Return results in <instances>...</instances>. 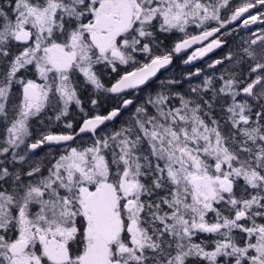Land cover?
Returning a JSON list of instances; mask_svg holds the SVG:
<instances>
[{"label": "snow or ice", "instance_id": "1", "mask_svg": "<svg viewBox=\"0 0 264 264\" xmlns=\"http://www.w3.org/2000/svg\"><path fill=\"white\" fill-rule=\"evenodd\" d=\"M229 7L0 0V264H264V30L209 65L227 61L218 77L187 93L161 81L119 128L102 130L174 54L233 21L264 23V0L222 19ZM175 32L184 38L169 49L161 37ZM224 43L212 39L184 63ZM121 65L130 70L106 87L100 67ZM89 86L117 103L105 114L89 98L90 115ZM73 104L76 126L66 120ZM34 120L44 131L33 140ZM61 121L65 132L49 130ZM82 135L88 143H69ZM42 146L63 150L45 164L33 159Z\"/></svg>", "mask_w": 264, "mask_h": 264}, {"label": "trees", "instance_id": "2", "mask_svg": "<svg viewBox=\"0 0 264 264\" xmlns=\"http://www.w3.org/2000/svg\"><path fill=\"white\" fill-rule=\"evenodd\" d=\"M242 3V0H239L238 2L230 3V7L226 9L221 10V18L227 20L229 14L232 10L238 5ZM217 26L215 22H210L209 27H215ZM257 33H259L261 30H264V23H261L258 28ZM201 31V29H198L194 26L189 27L188 32L189 34H197ZM250 32L248 30H243L240 25L237 24V21H233L229 24H227L223 29H221L220 33L215 34L212 38L215 39L219 37L223 41H225L224 44L221 45L220 48H216L210 53H207L205 56H203L200 60H198L196 63L192 65H184L182 64L185 57L178 56L176 54L173 55L172 63L168 68L165 70L160 71L157 76L148 83L147 87H143L142 90H133L129 93H127V97L129 99L134 100V104L128 106L126 110L123 111L122 115L117 118L113 122H109V125L106 127L102 126L103 131H110L112 129H117L121 126V124L127 120L132 113L135 111V107L143 103L147 97L151 94L154 95L157 91L161 90V81H167V80H178L180 83L171 85V90L181 92V93H187L190 87H194L197 85H201L205 77H218L221 72L224 70L225 66H229L227 64V61L225 62L224 66L217 65L215 68L209 67L210 64H213V62L217 59H223L225 58L229 52H235L245 41L250 40L253 38V35L249 34ZM183 34L175 32L172 34H168L166 37H161V39L164 40V44L167 48L171 49L174 47L175 42H178L179 40L183 39ZM194 47L189 48L187 51H190ZM99 67V66H98ZM196 69H201V72L199 75H191L189 77V73H195ZM125 70H130L127 68V66L121 65L116 73L111 72L110 69H103L100 67L101 71V79H104L105 81H102L106 87H109L115 80L118 78L120 74H122ZM218 83V81H217ZM82 100L84 101V108L86 112H89L91 115L92 112V105L90 104L89 98H96L100 101V108L99 111L102 113H105L107 111H110L111 108L117 103L116 100L111 98V94H105V93H96L89 87L82 90ZM104 99L107 103V108H103ZM72 109V108H70ZM105 110V111H103ZM51 115V113H49ZM83 114L79 112V109L77 108V111H69V115L66 118L69 121H71L73 124H76L77 122L81 121V116ZM47 123V121H45ZM64 121L59 122L58 124H55L50 131L54 133H62L65 132L66 129L63 126ZM44 131V126L39 121H33L32 123V132H33V140L35 138H38L40 133ZM79 144H86L89 142V139L87 136H81L76 139V141ZM57 149L52 146L49 148V146H42L38 150H36L35 156L33 157L34 160H40L43 163L47 164L48 161L53 157L57 156L60 152H56Z\"/></svg>", "mask_w": 264, "mask_h": 264}, {"label": "flooded vegetation", "instance_id": "3", "mask_svg": "<svg viewBox=\"0 0 264 264\" xmlns=\"http://www.w3.org/2000/svg\"><path fill=\"white\" fill-rule=\"evenodd\" d=\"M239 0H230V3H233V2H238ZM242 2H243V0H242ZM253 11V13H255V10H252ZM231 14V13H230ZM230 14H229V16H230ZM245 15H247V14H245ZM228 16V17H229ZM262 22H258V23H256V24H251L249 27H247V28H245V27H243L242 26V24H241V21H237V24L238 25H240L241 27H242V29L243 30H248L250 33V35H253V33H257L258 32V30L256 29V28H258V26H260V24H261ZM216 27V26H215ZM198 34V33H197ZM194 35H196V34H194ZM213 38L212 37H209L208 38V40H206V41H203L201 44H199V45H197V46H193L194 48L193 49H191L190 51H185L184 53H182V54H180V55H178V56H181V57H185V59L188 57V56H191L198 48H200V47H203V46H206L209 42H211V40H212ZM215 50V49H214ZM185 59L183 60V62H182V64L184 63V61H185ZM102 81H105L104 79H101ZM110 87V86H109ZM89 88L90 89H92L91 88V86H89ZM93 91H95L94 89H92ZM70 108H72V109H70V110H72V111H77V106H75L74 104L73 105H71L70 106ZM103 108L104 109H106L107 108V103H106V101H105V99H104V104H103ZM103 111H105V110H103ZM107 112H105V114H106ZM67 121H69L68 119H67ZM81 122V121H80ZM80 122H77L76 124H74V126H76V125H78ZM107 125H109V123H107ZM69 143H71L72 144V146H76L77 144H79V143H77V142H69ZM54 148H56L57 149V151L58 152H60V151H62L63 149L61 148V147H59V146H54ZM38 150V149H37ZM56 151V152H57Z\"/></svg>", "mask_w": 264, "mask_h": 264}, {"label": "water", "instance_id": "4", "mask_svg": "<svg viewBox=\"0 0 264 264\" xmlns=\"http://www.w3.org/2000/svg\"><path fill=\"white\" fill-rule=\"evenodd\" d=\"M198 34H199V33H198ZM201 43H202V42L197 43V44H194V45H192L191 47H193V46H197V45H199V44H201ZM209 43H210V42H209ZM191 47H190V48H191ZM188 49H189V48H188ZM186 50H187V49H186ZM186 50H182L181 53L176 54V55H180V54L184 53ZM188 57H189V56H188ZM188 57H187L185 60H187ZM201 58H202V57H198L197 59L192 60L190 63H187V64H186V63H183V64H184V65H192V64L196 63L198 60H200ZM169 66H170V65H169ZM169 66H168V67H169ZM168 67H167V68H168ZM162 70H165V69H162ZM162 70H161V71H162ZM158 73H159V72H158ZM158 73H157V74H158ZM156 76H157V75H156ZM154 78H155V77H153V78L151 79V81H152ZM151 81H150V82H151ZM150 82H149V83H150ZM113 83H114V82H113ZM110 86H111V85H110ZM131 91H133V89H129L127 93H129V92H131Z\"/></svg>", "mask_w": 264, "mask_h": 264}, {"label": "rangeland", "instance_id": "5", "mask_svg": "<svg viewBox=\"0 0 264 264\" xmlns=\"http://www.w3.org/2000/svg\"><path fill=\"white\" fill-rule=\"evenodd\" d=\"M64 125V124H63Z\"/></svg>", "mask_w": 264, "mask_h": 264}]
</instances>
